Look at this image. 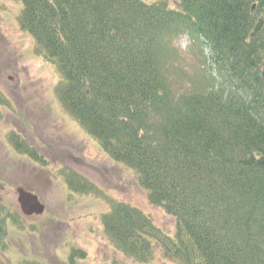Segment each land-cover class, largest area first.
Returning a JSON list of instances; mask_svg holds the SVG:
<instances>
[{
    "label": "trees",
    "instance_id": "16d2710c",
    "mask_svg": "<svg viewBox=\"0 0 264 264\" xmlns=\"http://www.w3.org/2000/svg\"><path fill=\"white\" fill-rule=\"evenodd\" d=\"M14 1L64 107L176 221L173 235L113 202L114 248L132 264H264V0ZM183 35L209 51L203 92L174 94L166 74ZM8 221L0 208L2 253Z\"/></svg>",
    "mask_w": 264,
    "mask_h": 264
},
{
    "label": "rangeland",
    "instance_id": "374dc122",
    "mask_svg": "<svg viewBox=\"0 0 264 264\" xmlns=\"http://www.w3.org/2000/svg\"><path fill=\"white\" fill-rule=\"evenodd\" d=\"M166 1L174 8L180 0ZM18 4L0 0V93L9 103L7 109L0 108V205L18 214V226L7 228V251L0 252V264L24 260L34 264H132L104 234L103 217L113 202L140 209L173 235L176 221L164 209L151 205L138 176L107 157L99 141L81 130L65 111L57 94L59 71L39 57L35 41L20 29L23 5ZM174 44L166 67L174 94L209 89V76L217 77L209 70V51L197 47L188 35ZM11 131L37 151L42 164L13 149L8 143ZM66 170L86 177L92 190L71 195ZM20 188L39 196L46 205L43 216L21 214L16 203ZM73 250L78 254L71 261L68 256ZM157 261L175 264L161 258Z\"/></svg>",
    "mask_w": 264,
    "mask_h": 264
},
{
    "label": "water",
    "instance_id": "95a60500",
    "mask_svg": "<svg viewBox=\"0 0 264 264\" xmlns=\"http://www.w3.org/2000/svg\"><path fill=\"white\" fill-rule=\"evenodd\" d=\"M255 9V7L253 6V10ZM264 26V20L261 19L257 26L255 27V31L252 34V37L254 35H256L258 32H260L262 30ZM19 203L21 205L22 211L23 213L26 215V217L28 216H32V215H42L44 213V206L41 205V203L38 201V199L35 196H32L30 194H25L24 191H19Z\"/></svg>",
    "mask_w": 264,
    "mask_h": 264
},
{
    "label": "flooded vegetation",
    "instance_id": "af4514ba",
    "mask_svg": "<svg viewBox=\"0 0 264 264\" xmlns=\"http://www.w3.org/2000/svg\"><path fill=\"white\" fill-rule=\"evenodd\" d=\"M1 186V185H0Z\"/></svg>",
    "mask_w": 264,
    "mask_h": 264
}]
</instances>
